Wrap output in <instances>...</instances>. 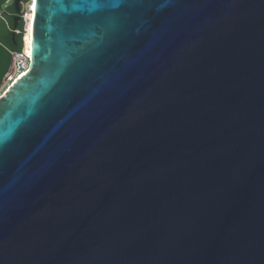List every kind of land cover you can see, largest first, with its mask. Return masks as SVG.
I'll list each match as a JSON object with an SVG mask.
<instances>
[{"label":"water","instance_id":"obj_1","mask_svg":"<svg viewBox=\"0 0 264 264\" xmlns=\"http://www.w3.org/2000/svg\"><path fill=\"white\" fill-rule=\"evenodd\" d=\"M96 3L34 0L0 264H264V0Z\"/></svg>","mask_w":264,"mask_h":264},{"label":"trees","instance_id":"obj_2","mask_svg":"<svg viewBox=\"0 0 264 264\" xmlns=\"http://www.w3.org/2000/svg\"><path fill=\"white\" fill-rule=\"evenodd\" d=\"M9 0H0V6L2 3H7ZM10 8V7H9ZM15 14L14 7L7 11L0 10V95L5 91L8 85L3 84L4 77L9 70L12 62V52L19 51L22 47V34H15V38L12 39L11 31H13V19ZM23 21L20 17L18 29H22Z\"/></svg>","mask_w":264,"mask_h":264},{"label":"built area","instance_id":"obj_3","mask_svg":"<svg viewBox=\"0 0 264 264\" xmlns=\"http://www.w3.org/2000/svg\"><path fill=\"white\" fill-rule=\"evenodd\" d=\"M29 2L30 0H22L20 4L21 8L19 14L23 21L22 29L21 30L18 28L13 29L15 34H19V33L22 34V40L25 33L26 13L30 10ZM28 61H29V57L23 54V45L19 51L12 52V62L8 72L4 77L2 86L4 85L7 86L11 84L18 76H20L26 69L28 65ZM19 66H22V70L19 69Z\"/></svg>","mask_w":264,"mask_h":264},{"label":"bare ground","instance_id":"obj_4","mask_svg":"<svg viewBox=\"0 0 264 264\" xmlns=\"http://www.w3.org/2000/svg\"><path fill=\"white\" fill-rule=\"evenodd\" d=\"M30 10L26 13V24H25V33L23 36V54L27 57H31L32 51V23L34 16V0L29 2Z\"/></svg>","mask_w":264,"mask_h":264},{"label":"rangeland","instance_id":"obj_5","mask_svg":"<svg viewBox=\"0 0 264 264\" xmlns=\"http://www.w3.org/2000/svg\"><path fill=\"white\" fill-rule=\"evenodd\" d=\"M11 6H12V0H9L7 3H2L1 4L0 10L7 11V10H9L11 8Z\"/></svg>","mask_w":264,"mask_h":264},{"label":"snow or ice","instance_id":"obj_6","mask_svg":"<svg viewBox=\"0 0 264 264\" xmlns=\"http://www.w3.org/2000/svg\"><path fill=\"white\" fill-rule=\"evenodd\" d=\"M101 5L96 3V0H92V8L95 9V8H98L100 7Z\"/></svg>","mask_w":264,"mask_h":264}]
</instances>
